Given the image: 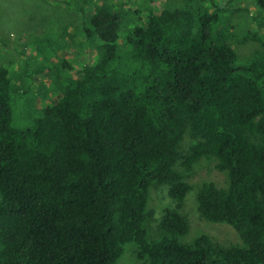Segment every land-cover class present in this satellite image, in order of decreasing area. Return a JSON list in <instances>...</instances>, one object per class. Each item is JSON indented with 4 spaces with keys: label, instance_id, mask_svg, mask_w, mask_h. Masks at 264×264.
Segmentation results:
<instances>
[{
    "label": "trees",
    "instance_id": "1",
    "mask_svg": "<svg viewBox=\"0 0 264 264\" xmlns=\"http://www.w3.org/2000/svg\"><path fill=\"white\" fill-rule=\"evenodd\" d=\"M77 1L94 50L60 65L54 97L25 129L12 112L20 89L0 66V264H117L126 245L146 264H264L263 38L252 34L259 47L240 60L218 0L136 11L133 27ZM202 159L227 183H201L196 211L241 246L180 241L185 178ZM155 187L175 205L158 219Z\"/></svg>",
    "mask_w": 264,
    "mask_h": 264
},
{
    "label": "rangeland",
    "instance_id": "2",
    "mask_svg": "<svg viewBox=\"0 0 264 264\" xmlns=\"http://www.w3.org/2000/svg\"><path fill=\"white\" fill-rule=\"evenodd\" d=\"M89 1L92 9L105 5L109 10L126 14V27L136 24V11L144 16L147 10H173L182 4V0ZM218 6L227 11L222 23H227L231 34L230 44L240 60H244L259 47L250 38L252 34L262 37L264 42V12L257 7L255 0H218ZM80 8L84 6L77 0H0V66L12 73V85L20 89L15 93L12 104L14 123L20 129H25L50 104L54 97L51 83L59 74L63 75L59 70L60 65L67 62L74 69L88 59L89 53L94 50L95 42L90 44L85 40V30L89 24L86 16L83 18L78 13ZM64 72H67L65 77L70 73L68 70ZM187 143V139H184L182 150ZM185 181L192 186V190L185 197L179 212L187 217L189 231L180 241L188 244L206 235L223 247L241 246V241L230 226L203 221L196 211L195 191L201 183L212 182L217 187H226L227 179L216 169L215 162L198 161ZM174 206L166 187L150 190L149 207L154 211L155 218L158 219L163 210ZM151 227L154 229L155 225ZM123 249L117 264H146L145 261L136 260L134 245H126Z\"/></svg>",
    "mask_w": 264,
    "mask_h": 264
}]
</instances>
